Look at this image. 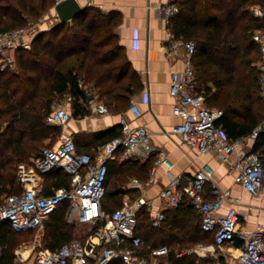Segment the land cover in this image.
I'll return each mask as SVG.
<instances>
[{
  "label": "trees",
  "instance_id": "trees-1",
  "mask_svg": "<svg viewBox=\"0 0 264 264\" xmlns=\"http://www.w3.org/2000/svg\"><path fill=\"white\" fill-rule=\"evenodd\" d=\"M174 2L179 12L170 22L172 32L176 38L196 43L193 64L197 90L205 95L211 109L222 110L216 125L232 140L249 138L261 128L251 151L259 153L264 164V97L257 65L263 53L254 40V33L264 30V19L254 18L249 10L254 4L264 7V0ZM55 5L56 0H0V32L24 27ZM120 21L117 14L106 15L86 7L72 21L58 22L38 34L30 49L16 50L17 69L0 68V201L20 191L17 165L40 155L47 140L50 143L46 146H53L61 134L60 126L46 122L54 101L71 94L74 116L89 114L93 96L87 95L80 86L82 82L95 88L99 100L112 112L122 113L142 89V81L115 32ZM120 134L118 125L93 133V140L103 145ZM108 168L107 185L112 187L102 204L110 215L122 206L124 198L116 177L130 171L145 180L150 171L148 165L137 168L135 162L120 163L119 153L108 162ZM70 186V175L56 169L46 174L43 193ZM187 203L178 207L177 216H166L159 227L153 225L145 209L141 210L137 230L143 240L142 256L166 244L172 247L168 255L172 264L212 263L210 258H199L195 253L178 255L176 251L214 242L213 234L202 229L201 219L186 207L191 206ZM67 209L68 203L64 202L43 217L45 248L55 250L75 238L76 224L66 220ZM181 214L183 217H179ZM18 244L15 234L2 231L0 223V264H14Z\"/></svg>",
  "mask_w": 264,
  "mask_h": 264
},
{
  "label": "built area",
  "instance_id": "built-area-1",
  "mask_svg": "<svg viewBox=\"0 0 264 264\" xmlns=\"http://www.w3.org/2000/svg\"><path fill=\"white\" fill-rule=\"evenodd\" d=\"M169 0L159 10L166 16L167 23L178 14L179 8ZM254 18L264 19V7L254 4L250 7ZM41 30V21L30 20L24 27L0 32V59L2 69L14 68L12 54L19 47L28 45L26 38H34ZM255 42L261 47L263 56L257 65L261 71L260 87L264 97V30L254 33ZM171 51H179L184 58L185 67L174 71L171 76L170 94L176 98L173 113L182 121L172 129L182 142L201 153L215 152L223 164L230 165L236 173V181L254 195L264 194V164L259 153L245 150L248 138L232 140L226 131L216 125L222 110L211 109L206 97L197 90L196 71L193 57L196 43L179 39L171 45ZM7 62V63H6ZM87 95L98 98L96 89L84 86ZM145 101L148 102L146 96ZM74 97L64 94L54 101L46 122L64 127L76 117L73 114ZM99 114H111L104 103L96 108ZM130 111L135 117H141L142 111L136 100L131 99ZM121 134L107 142L96 156L78 150L73 138L61 133L53 146H45L41 154L29 161L17 165V180L20 191L5 195L0 201V223L7 222L16 233L38 231L44 227L43 217L53 213L64 202L68 203L66 220L74 224L90 226L83 239L73 238L55 250L36 245L35 264H149V259L168 257L171 248L164 244L153 248L149 256L140 253L143 240L138 234V215L147 210L155 227L161 226L166 219L163 211H156L151 203L142 198L125 199L120 208L110 215L103 208V199L107 192L108 162L117 158L123 161H145L155 152L150 143V133L145 126H132L126 115L119 117ZM259 128L258 130H260ZM258 130L249 138L255 140ZM232 155L235 159L231 161ZM166 165L172 168L168 154L164 150L157 152L154 165ZM62 169L71 178L70 188H58L52 193L42 191L41 181L46 174ZM154 171L151 172V182ZM214 169L203 165L192 178L176 177L161 191L160 196L170 207H179L189 202L201 217V227L213 234L214 247L224 249L243 241L240 255L235 264H264V227L259 226L249 232L242 225L246 217L234 206L220 214L228 191H223L213 180ZM134 185H140L133 179ZM185 183V185H184ZM200 249L205 248L203 245ZM1 254V248H0ZM181 255V254H179ZM24 250L15 253L14 264H26ZM163 264H172L164 262Z\"/></svg>",
  "mask_w": 264,
  "mask_h": 264
},
{
  "label": "crops",
  "instance_id": "crops-1",
  "mask_svg": "<svg viewBox=\"0 0 264 264\" xmlns=\"http://www.w3.org/2000/svg\"><path fill=\"white\" fill-rule=\"evenodd\" d=\"M59 1L56 0V4ZM77 1L84 8L94 7L106 15L117 14L119 16L121 21L115 32L126 52L127 58L130 60L133 69L138 73L143 84L142 89L132 96V99L138 103L142 116L135 117L130 111V106L124 112L132 126L147 127L150 133V143L155 148V152L145 161H123L119 158L120 163L129 161L137 163V168L148 165L150 171L146 175L147 179L145 180L138 177L131 178L126 190H123V200L142 198L145 202L151 203V207L154 210H161L166 216L171 213L174 215L176 213L177 216L178 207L168 206L160 196L161 191L170 184L172 179L180 176L192 178L198 169L205 164H209L214 169V182L223 191L229 192V196L226 198L219 213L224 214L232 205L241 215L246 217V221H244L242 226L247 231L253 232L259 226L264 227V194L254 195L247 192L236 181V173L231 170L230 165L221 163L217 153H201L195 148L184 144L178 135L172 133L173 127L179 124L182 119L173 113L176 98L170 94L171 76L174 71L183 70L185 62L182 53L171 51L172 43L182 38L174 36L170 23L166 21L165 14L159 10V7L167 4L169 0ZM54 7L44 13L43 26L45 27L38 34L50 30L47 29L49 23H52L54 26L60 22ZM34 38H26L25 40L28 42V45L19 47L18 49H30ZM146 96L148 102L145 101ZM100 103H104V101L99 100V98H91L89 102V114L78 116L64 127H60L61 133H66L73 138L79 151L88 152L94 156L98 154L105 144L98 145V142L93 140V133L120 125L119 117L121 113H114L111 110V114L108 115L97 113L96 108ZM245 144V150H251L254 140L248 138ZM160 150L167 152L168 158L173 165L172 168H168L164 164L159 166L154 165L155 156ZM234 159L235 155H232L231 161ZM152 171L155 173L153 180L149 182ZM133 179H138L140 185H134L132 183ZM44 181L45 177L41 181L42 191ZM187 204L191 205L189 202ZM185 206L183 205V207ZM191 206L186 207H190L189 210L196 214L198 219H201L198 211ZM147 208L148 206L144 209L148 212ZM179 217H183V214L179 215ZM1 224L2 231L14 233L19 242L15 253L19 250H24L27 257L26 264H35L34 247L42 242L44 227L38 230L35 241L28 242L22 239V236L33 231L16 233L9 227L7 222ZM79 225L87 229L83 230V232L76 229L74 237L83 239L90 230V226L86 224ZM200 245H203L205 248L200 249ZM242 246L243 241H236L234 245L226 246L220 250L214 247L212 240L207 244L198 243L193 248H183L176 251L178 255L195 253L199 258H210L212 260L211 264H235ZM149 260L157 264L169 262L168 257L152 258Z\"/></svg>",
  "mask_w": 264,
  "mask_h": 264
},
{
  "label": "rangeland",
  "instance_id": "rangeland-1",
  "mask_svg": "<svg viewBox=\"0 0 264 264\" xmlns=\"http://www.w3.org/2000/svg\"><path fill=\"white\" fill-rule=\"evenodd\" d=\"M36 21H41V29H44V27H45V26H43V25H44V14H43L40 18H38ZM48 26H49V27H48L47 29H51V28L53 27V24H52V23H49ZM15 53H16V52H14V53L12 54V57H11V59L13 60L14 65H15V67H14V68L7 67V68H9V69H11V70H15V69H17V68H16V67H17V64H16ZM14 61H15V62H14ZM1 63H5V62H3V61L0 59V64H1ZM6 63H7V62H6ZM257 63H258V62H257ZM1 67H2V65H0V68H1ZM55 140H56V139H55ZM49 143H50V140H47V141H46L45 143H43L42 145H43V146H46V145H48ZM133 175H134V174H132L130 171H127V172L122 173V175H121L120 177H116L115 180H117V181H116L117 186H118L120 189H122V190H126L127 185H128V184L130 183V181H131V178L134 177ZM111 182H113V179H112ZM111 187H112V186H111V184L109 183V184L107 185V190L110 189ZM75 226H76V229L79 230L80 232H83V230H86V229H87V228H85L84 226L79 225V224H76ZM37 235H38V231H33V232H31V233H29V234H27V235L22 236V239H24L25 241H28V242H32V241H35V239L37 238ZM159 243H160V242H159ZM37 245H39V244H37ZM40 245L43 246V247H45L43 241L40 243ZM169 247L172 248L171 245H169ZM176 250L178 251V248H177ZM149 264H157V263H155V262L152 261V260H149Z\"/></svg>",
  "mask_w": 264,
  "mask_h": 264
},
{
  "label": "water",
  "instance_id": "water-1",
  "mask_svg": "<svg viewBox=\"0 0 264 264\" xmlns=\"http://www.w3.org/2000/svg\"><path fill=\"white\" fill-rule=\"evenodd\" d=\"M54 8L61 23L72 21L85 9L77 0H60Z\"/></svg>",
  "mask_w": 264,
  "mask_h": 264
}]
</instances>
